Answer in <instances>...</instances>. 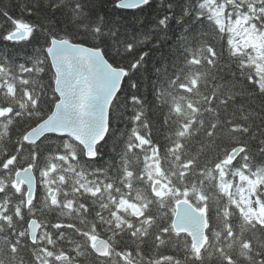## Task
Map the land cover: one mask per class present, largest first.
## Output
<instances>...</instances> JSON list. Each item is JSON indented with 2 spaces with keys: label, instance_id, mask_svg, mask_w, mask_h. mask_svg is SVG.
<instances>
[{
  "label": "snow or ice",
  "instance_id": "6c2138e0",
  "mask_svg": "<svg viewBox=\"0 0 264 264\" xmlns=\"http://www.w3.org/2000/svg\"><path fill=\"white\" fill-rule=\"evenodd\" d=\"M0 264H264V0H0Z\"/></svg>",
  "mask_w": 264,
  "mask_h": 264
},
{
  "label": "trees",
  "instance_id": "16d2710c",
  "mask_svg": "<svg viewBox=\"0 0 264 264\" xmlns=\"http://www.w3.org/2000/svg\"><path fill=\"white\" fill-rule=\"evenodd\" d=\"M9 2V0H5V3H8Z\"/></svg>",
  "mask_w": 264,
  "mask_h": 264
}]
</instances>
